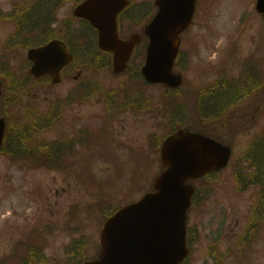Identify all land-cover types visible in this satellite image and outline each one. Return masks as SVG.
I'll return each mask as SVG.
<instances>
[{
    "label": "rangeland",
    "instance_id": "374dc122",
    "mask_svg": "<svg viewBox=\"0 0 264 264\" xmlns=\"http://www.w3.org/2000/svg\"><path fill=\"white\" fill-rule=\"evenodd\" d=\"M6 1L0 0V6L7 8ZM199 3L196 26L184 35L181 46L184 49H189L192 54L190 65L185 66L184 64L180 69L183 71V77L189 81L190 85L201 88L205 87L206 83L214 80L215 72L213 68L209 70L205 66V60L202 61V59L211 57V54L215 55V58L213 56L210 59L217 62V65L221 64V61L225 62V67L229 69L228 78L231 82L241 73L243 60L248 55H255L259 59L261 57L264 61V23L253 7V0H199ZM70 10L71 4L67 3L59 13V19H67L71 15ZM2 27L4 26H0V37L4 31ZM233 49L237 50V56L232 61H226ZM25 54L26 50L19 51L17 57L15 56L13 59V64L18 65ZM207 64H211V62H207ZM99 79L103 86L111 88L117 87L121 82H127L126 76L113 77L108 71L99 76ZM69 85L70 82L66 81L54 88H49L47 91H38V98L41 99L44 96L50 101L59 93L63 95ZM160 92L161 89L158 87L144 88L143 96L156 95ZM182 94L189 105L194 102L196 95L193 91L183 90ZM91 112L98 115L101 113V106L98 105L97 107L96 104L89 102L79 109L66 111V124L63 122L60 125H65L66 132L72 133L73 129L83 126L77 121L69 120L74 118L72 113L80 115L86 121L92 117ZM213 112L212 109L205 111L210 116H213L215 113ZM162 116L161 105L153 103V111L144 113L142 117L124 114L115 121L119 122L115 124V129L116 131L121 129L120 139L124 141L121 144L113 143L115 145H112V147L115 148L116 152L120 148L125 150V146L146 148V154H143L149 159H153L152 165L148 167L145 174L137 172L132 183L133 191L127 197L125 196L131 185L132 174L128 173V169L124 175L113 173L116 166L112 164L108 157L103 161L95 162L100 166V169L94 168L95 172L100 170L102 174L97 175L98 180H100L97 188L89 189L84 186L85 183L81 179L82 177L78 181L76 179L78 176L72 174L66 175L67 178H65L66 176L63 174L43 170L22 172L18 170L16 165L10 163L12 160L10 155L3 154V156H0V261L9 258L17 243L20 239H24L25 235H28L32 227H38L41 230L43 223L51 220L49 223H57L60 228L61 222L68 214V203L79 206L86 218L84 233L94 235L95 231L98 230L97 222L101 220L102 213L98 211L97 216L91 217L85 214L84 209L87 204L99 197L98 193L100 194L99 199L103 198L104 201L108 196L107 204L117 201L124 203V200L139 197L142 190H144H140V186L143 184L142 187L146 188L156 175L154 173L159 171V163L156 157L153 154V156L150 155L147 149H151L148 134L152 132L161 134L164 131L161 123L160 125L157 123L158 118ZM262 123L263 120L261 119L258 122L259 125L255 124L249 134L236 140L230 166L221 175L217 176L218 182L214 185L213 192L205 193V213H211L209 215L218 218L217 221L222 219V225L226 223V220L227 223L233 226V220L237 219L239 221L238 229L243 227L248 212L247 206L251 203H248L247 199L255 195L252 186L258 180L254 179V174L247 172V179L251 183V188L239 192L235 181V174L238 173L236 168H239V165H242V168L246 167V163L242 162L240 156L248 150L252 140L261 132L262 125L260 124ZM122 127H124V130H122ZM58 130L62 129L59 127ZM108 152L109 147L104 150V155L98 150L92 156L99 155L103 157L108 155ZM124 153H117V155L124 156L121 157V161L125 162V165L121 164L123 169L128 167V159L133 158L131 153ZM115 160L116 156L114 155L112 161ZM108 182H110L109 185L104 184ZM73 183L81 184L74 186ZM37 188L40 195L33 198L32 193ZM224 211L227 213V217L223 216L222 218L221 214ZM208 217L205 215L204 218L200 219L203 222V227H205V220ZM59 230L45 236L47 243L46 257L55 260H62L64 257L63 244L68 240L65 234L58 237ZM203 245H205V241ZM238 264L247 263L241 260Z\"/></svg>",
    "mask_w": 264,
    "mask_h": 264
},
{
    "label": "water",
    "instance_id": "95a60500",
    "mask_svg": "<svg viewBox=\"0 0 264 264\" xmlns=\"http://www.w3.org/2000/svg\"><path fill=\"white\" fill-rule=\"evenodd\" d=\"M102 0H89L76 13L88 19L99 29V47L113 53V69L122 72L126 68L137 36L120 41L116 34L115 15L126 4L124 0H110L102 15L89 12L92 5ZM156 14L146 34L150 39L146 62L141 73L149 83H163L170 87L181 84V76L172 73L179 33L190 23L195 0H157ZM257 10L264 13V0L257 1ZM49 45L31 55L36 75L56 71L67 59L63 51L55 48L59 62L47 60ZM43 55H45L43 57ZM5 124L0 119V146ZM230 149L199 133L178 131L166 139L161 147L163 171L155 178V193L146 195L141 202L123 208L104 224L101 251L94 262L88 264H179L186 256L185 223L189 206L188 187L185 184L199 176L227 165ZM184 206V207H183Z\"/></svg>",
    "mask_w": 264,
    "mask_h": 264
},
{
    "label": "flooded vegetation",
    "instance_id": "af4514ba",
    "mask_svg": "<svg viewBox=\"0 0 264 264\" xmlns=\"http://www.w3.org/2000/svg\"><path fill=\"white\" fill-rule=\"evenodd\" d=\"M46 3V2H45ZM12 28L14 25L11 23L9 27ZM22 26H30L31 28L37 27H44L49 28L47 23L39 24H23ZM29 34H34V31L31 29ZM21 36V33H17V36L14 38L17 40ZM38 35H33L31 39L37 38ZM45 91V88H40L37 91ZM25 92V94H24ZM142 92L137 91L132 93V99L136 100L141 97ZM28 99L30 104L29 105H20L14 109V115L17 117L19 113H23L26 110L29 114L33 116L44 115L46 112L49 111V101L46 97L42 96L41 99L38 98L37 93L32 94L29 93L28 88L23 90L21 93L15 92L11 100L16 104L20 101L23 102L24 99ZM62 104V103H61ZM133 105V102L129 101L127 103L121 104L125 110H128ZM62 106V105H61ZM78 107V105H76ZM63 107V106H62ZM116 109L118 107L114 106ZM38 118V117H36ZM41 120V119H39ZM119 122L113 121L112 126V134L114 136L121 135L119 131H116L115 124ZM124 130V127H122ZM58 140L56 143H49L48 145L51 147L50 150L57 149L56 151H49L50 153H55L60 150L59 145L57 144L60 141V137H54ZM64 138V137H62ZM94 141V140H93ZM103 144H106V139L100 140ZM91 145V140L88 138H83L78 136L76 139H73L68 147L66 148L68 151H72L74 147L79 149L78 154L81 153L82 150H86L87 147ZM56 147V148H55ZM62 155H66L63 152ZM66 169L67 167H63ZM204 217V215H202ZM195 217L199 218L200 215H195ZM239 221L237 219L233 220V226L230 223H224L223 226H217L213 223H207V229H203L200 232V226L197 224L194 229H192L191 235L189 237V244H190V254L191 260L189 264H238L241 261V235L242 230L238 229ZM252 233H255V230H251ZM205 241V245L204 244ZM261 241V238H254V247L252 248V255H251V263L252 264H264V243L261 241V246L258 243ZM203 243V244H202Z\"/></svg>",
    "mask_w": 264,
    "mask_h": 264
},
{
    "label": "trees",
    "instance_id": "16d2710c",
    "mask_svg": "<svg viewBox=\"0 0 264 264\" xmlns=\"http://www.w3.org/2000/svg\"><path fill=\"white\" fill-rule=\"evenodd\" d=\"M239 112H234L233 113V119L235 121H239V117H238ZM231 124L230 126L227 125L224 128L220 129V131L224 134L223 138L228 142V143H232L234 137L241 131L240 129H238V124L236 123H228Z\"/></svg>",
    "mask_w": 264,
    "mask_h": 264
}]
</instances>
